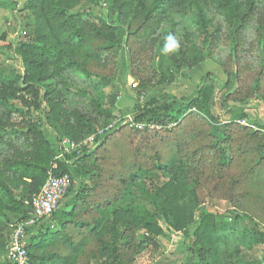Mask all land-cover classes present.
Returning a JSON list of instances; mask_svg holds the SVG:
<instances>
[{
  "label": "trees",
  "instance_id": "1",
  "mask_svg": "<svg viewBox=\"0 0 264 264\" xmlns=\"http://www.w3.org/2000/svg\"><path fill=\"white\" fill-rule=\"evenodd\" d=\"M205 1L108 0L103 16L92 10L96 0L24 1L25 10L34 16V24L31 39L20 43L17 50L22 73L14 79L0 78V258L8 253L15 226L33 220L25 228L28 264H136L142 254L170 231L183 234L186 256L180 264H264V255L257 262L247 261L240 245L247 239L264 243V231L252 217L230 208L222 212L221 208H213L201 200L200 191L208 193L203 185L218 177L211 172L204 181L200 180L205 172L200 173L198 164L207 160L206 153L218 152L219 169L229 168L234 160L221 145L236 139L227 131L247 136L254 165L264 160V124L254 123L256 129L236 124L246 117L236 111L228 124L212 130L211 125L219 120L216 100L230 85L229 78L205 81L188 101L174 96L136 105L134 119L145 124L147 133L175 127L185 128L186 133L185 137L183 134L177 137L176 153L169 160H163L158 153L149 158L148 168L136 165V170L128 175L129 180L141 181L145 186L148 183L149 187L121 201L116 182L119 171L106 174L103 166L102 151L108 148L110 135L99 142L95 136L91 142L95 145L88 143L96 135L101 119H113L112 109L119 95L109 94L110 107L104 108L90 93L77 91L74 94L89 96L91 111H84L70 108L69 97L58 87V78L67 71L111 84L119 69V29H125V43L133 37L150 38L158 28L149 26L153 20L161 23L172 9L193 10L191 23L199 32V44L189 47L181 42L177 52L164 53L165 38L171 31L163 35L154 54L159 76L155 86L171 83L174 70L191 69L212 54L213 26L203 5ZM207 1L230 26H235L237 35L245 30L246 15L256 7V0ZM140 30L143 31L139 33ZM255 80L253 88L257 92L261 77ZM148 84L151 81L140 86L147 90ZM43 102L47 108L45 121L34 119L28 110L29 121L24 128H15L10 123L13 113L24 116L18 104L42 109ZM197 121L206 123V128ZM123 122L128 123L127 117ZM52 126L60 129L61 138H53ZM62 139L74 146L70 154L61 146ZM50 173L68 174L72 179L66 195L68 203L51 215L54 226L45 225L42 218L32 213L30 205ZM121 179L126 181L125 177ZM236 181L226 186L230 198L234 197ZM219 190L224 187L214 184L212 192ZM191 225L193 230L188 232Z\"/></svg>",
  "mask_w": 264,
  "mask_h": 264
},
{
  "label": "rangeland",
  "instance_id": "2",
  "mask_svg": "<svg viewBox=\"0 0 264 264\" xmlns=\"http://www.w3.org/2000/svg\"><path fill=\"white\" fill-rule=\"evenodd\" d=\"M24 1L0 0V78L2 79H14L17 74L22 73L17 50L20 43L31 39L34 24V16L25 10ZM106 1L108 0H96L97 5L91 6L92 10L98 15H105ZM203 5L208 17L212 20V54L209 59L191 69L185 67L174 70L171 83L155 86L159 76L155 68L154 54L158 42L163 41V35L171 31L173 32L170 34L175 36L179 43L182 42L189 47H196L199 44V32L191 23L193 10L172 9L161 23H158L157 19L153 20L149 26L158 28L157 33L150 38L133 37L130 42L125 43V29H119L117 32L121 42L118 53L119 69L115 74V81L111 84L91 81L70 71L57 80L58 87L69 97L70 108L91 111L89 96L74 94L77 91L90 93L104 108L110 107L109 94L119 95L116 106L112 109L113 119L100 118L96 135L88 140L89 145H95V142L91 143L95 136L98 138L96 141L99 142L103 137L110 135L109 143L106 144L108 148L102 151L105 157L103 166L107 169L106 174L114 171L120 173L117 177L119 181L116 179L119 201L129 194L141 193L149 187L148 183L145 186L141 181L129 180L128 175L136 170V165L142 164L148 168L147 161L158 153L164 158L163 160H169L176 153L179 144L177 137L182 134L185 137L186 133L183 127L179 129L178 127L171 128V126H169L171 130L147 133L145 129L138 130L124 123L125 117L134 118L137 104L145 105L152 99L165 101L174 96L188 101L205 81L211 78L223 80L229 78L230 85L218 95L216 100L215 113L219 116V120L211 125L212 130L228 124L232 114L236 111L246 115L244 120L247 123L243 125V120H237L236 124L246 127L256 122L264 124V68H262L264 0H256L255 9L246 15L245 30L238 35L235 32V26H230L213 4L206 0ZM142 31L140 30L139 33ZM155 39L157 41L154 43ZM132 61H134L133 64ZM257 77H261V88L255 92L253 84ZM147 81H151V84H148L147 90H143L140 84H147ZM43 103L42 109H28L23 103L18 104L24 116L19 114L20 112L13 113L10 123L15 128H24L29 121L26 115L28 110L34 119L45 121L47 108L45 102ZM197 122L200 127L206 128V123ZM114 129L120 132L111 134L109 131ZM51 130L53 138L62 137V132L57 126H52ZM227 134L235 136L236 139L226 144L222 142L221 145L227 148L226 154L233 156L234 160L229 168L219 169L217 166L218 152L206 153L207 160L198 164L200 173L205 172V175L200 176V180L204 181L206 175H211V172H216L215 175L218 177L209 179L203 185L208 193L200 191L201 200L204 204L209 203L213 208H221L222 212L232 209L231 211L236 210L241 214H248L259 229L264 231V160L258 165L253 164L254 158L249 151L251 144L250 141L246 142L247 136L244 133L229 130ZM220 135H223V130L220 131ZM61 146L69 154L75 149L66 139H62ZM239 147L241 149H238ZM142 153L146 155L142 156ZM122 177H125V182L122 181ZM235 179L237 181L233 189L234 193L232 191L234 197L230 198L227 187H230ZM217 183L220 187H224V190L214 193L212 188ZM68 200L65 197L60 207H65ZM50 217H42L43 222L45 225L54 226L52 217ZM227 218L231 217L227 216ZM160 222L165 226L162 220ZM192 230L193 225L189 227L188 232ZM26 238L28 234H25ZM182 241V233L167 232L166 236L159 238L158 243L151 246L137 259L136 264H180L186 256ZM240 245L249 262H257L264 255L263 242L258 243L254 239H247L241 241ZM9 261L8 253L6 257L0 258V264H11Z\"/></svg>",
  "mask_w": 264,
  "mask_h": 264
},
{
  "label": "built area",
  "instance_id": "3",
  "mask_svg": "<svg viewBox=\"0 0 264 264\" xmlns=\"http://www.w3.org/2000/svg\"><path fill=\"white\" fill-rule=\"evenodd\" d=\"M128 125L138 130H144L145 124L138 123L133 117H128ZM246 125V121H242ZM251 129H256L254 125H250ZM264 133V130L262 131ZM72 179L68 174L57 176L53 173L49 177L41 189L30 203L31 208L35 211L38 218L51 216L60 206L63 199L69 192ZM33 220L26 221L15 226L14 234L11 237V243L8 250V259L14 264H28L29 258L27 250L24 246L26 230Z\"/></svg>",
  "mask_w": 264,
  "mask_h": 264
},
{
  "label": "clouds",
  "instance_id": "4",
  "mask_svg": "<svg viewBox=\"0 0 264 264\" xmlns=\"http://www.w3.org/2000/svg\"><path fill=\"white\" fill-rule=\"evenodd\" d=\"M178 48L179 41L177 40V38L171 34L168 35L163 49L164 53L174 52Z\"/></svg>",
  "mask_w": 264,
  "mask_h": 264
},
{
  "label": "water",
  "instance_id": "5",
  "mask_svg": "<svg viewBox=\"0 0 264 264\" xmlns=\"http://www.w3.org/2000/svg\"><path fill=\"white\" fill-rule=\"evenodd\" d=\"M32 213H34L35 214V211L32 209Z\"/></svg>",
  "mask_w": 264,
  "mask_h": 264
}]
</instances>
